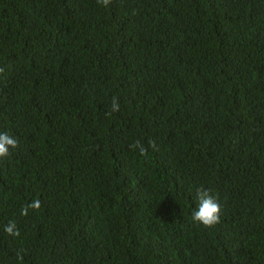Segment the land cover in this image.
Listing matches in <instances>:
<instances>
[{"label":"trees","instance_id":"1","mask_svg":"<svg viewBox=\"0 0 264 264\" xmlns=\"http://www.w3.org/2000/svg\"><path fill=\"white\" fill-rule=\"evenodd\" d=\"M0 70V264H264V0H0Z\"/></svg>","mask_w":264,"mask_h":264},{"label":"clouds","instance_id":"2","mask_svg":"<svg viewBox=\"0 0 264 264\" xmlns=\"http://www.w3.org/2000/svg\"><path fill=\"white\" fill-rule=\"evenodd\" d=\"M98 2L107 7L111 3V0H98ZM111 111H119L118 100L115 97L112 101ZM17 147L18 139L14 135L9 134L8 132L0 133V158L8 157L10 155V150H14ZM152 147H155V145L152 144ZM133 148L138 149L140 155L142 156L147 154V148L139 141H136L134 143ZM197 198L199 201V205L198 208L192 212V220L204 226L205 228L214 227L220 222L222 211L217 198H214L211 193L205 189L197 190ZM29 208L32 210H39L41 208V201L38 199L33 200L30 204L21 209V215L27 216ZM4 231L8 235H20V232L14 222H9L5 226Z\"/></svg>","mask_w":264,"mask_h":264}]
</instances>
